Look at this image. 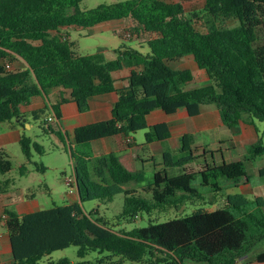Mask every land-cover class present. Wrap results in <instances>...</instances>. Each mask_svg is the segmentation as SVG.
I'll use <instances>...</instances> for the list:
<instances>
[{"label":"trees","instance_id":"obj_1","mask_svg":"<svg viewBox=\"0 0 264 264\" xmlns=\"http://www.w3.org/2000/svg\"><path fill=\"white\" fill-rule=\"evenodd\" d=\"M83 1L0 0V120L24 127L28 113L24 107L55 89L60 93L52 110L58 120L67 102L87 111L94 97L117 94L110 118L74 130L75 143L69 153L79 201L24 215L5 209L11 264H39L45 255L70 246L106 254L93 261L62 258L48 264H185L188 260L237 264L264 240L260 196L225 194V206L213 211L196 208L188 215L129 231L118 226L144 212L179 208L187 200L202 199L203 189L219 192L223 179L238 183L249 176L247 163L264 158L262 139L248 148L244 160L217 161L207 159L217 151L197 146L194 134H184L179 150L165 152L162 164L154 157L142 160L150 163L151 177L146 166L129 169L116 152L95 155L92 142L117 135L128 139L141 130H145V142L140 147L165 141L171 136L168 124L147 121L155 109L173 114L186 108L190 116H196L203 105L215 104L229 128L264 121V0H204L191 11L184 5L187 0H123L88 10L81 9ZM121 19H128L125 29L141 40V46L146 43L147 53L122 45L111 60L103 52L79 54L63 31ZM188 55L205 71L206 84L188 88L195 81L193 71L170 65ZM18 59L25 61L24 68L13 66ZM124 67L131 68L127 85L117 88L113 73ZM50 108L46 105L29 113L40 120L44 133L56 134L67 149L60 129L44 117ZM19 143L27 160L20 173H28L29 164L43 171L45 166L33 161L34 152H46L43 145L25 134ZM259 171L264 176V167ZM128 182L138 184L144 194L126 189ZM14 183L0 178V193L8 192ZM118 194H124V205L113 218L83 208L85 201L107 204ZM256 260L264 262V252Z\"/></svg>","mask_w":264,"mask_h":264},{"label":"rangeland","instance_id":"obj_2","mask_svg":"<svg viewBox=\"0 0 264 264\" xmlns=\"http://www.w3.org/2000/svg\"><path fill=\"white\" fill-rule=\"evenodd\" d=\"M119 1L123 0H84L80 7L83 10H88L102 4L116 3ZM195 2L196 3L187 2L186 8L188 11L201 7L199 0H195ZM128 23V19L112 20L89 29L63 28V31L69 34L70 39L75 43L74 49L79 54L103 52L105 58L111 60L116 58V51L122 45H128L140 49L143 53H147L149 48L146 43L141 46V40L136 37L134 33L125 29ZM198 25L200 28L204 26L203 23L200 22ZM121 34H123V36ZM172 67L180 69L188 68L193 71L195 81L189 85L188 88L199 87L208 82L205 71L202 70L200 72V70L195 68V64L180 66V63H174ZM48 113L49 110L47 109L44 117H46ZM28 118L32 126H28L26 123L25 129L19 126L21 134H25L43 145L46 152L44 154L34 152L33 161L44 165L45 169L43 171L36 170L32 164H29V172L22 175L19 168L27 161L26 157L18 142L9 141L1 146L8 154L3 150L0 153L1 162L5 169V173L2 175L0 174V178L11 179L15 182L13 188L20 190L25 195L34 194V197L44 205V209L50 208L54 204L63 205L71 201L72 198V186L68 183V178L74 177V168L70 158L69 145L66 144L67 149H64V145L55 135L43 132L40 127V120L35 122L31 115L28 116ZM256 122L258 128L257 133L264 142V121L257 120ZM49 124L59 128V120L57 117H54L53 121H50ZM135 136L138 143L145 142L144 130L137 132ZM251 145L252 143H249L246 147H237L229 150L232 152L229 154L232 158H228L227 160H244L248 156V148ZM226 148L227 147L224 146L222 150L227 156ZM97 149L101 151L98 146ZM189 166H192V164ZM262 167H264V158H259L253 165L247 163L249 176L243 177L238 183H235L233 180L223 179L221 184L223 189L219 192L209 191L208 188L203 189L202 199L193 198L192 200H187L179 208L169 207L165 211L154 210L152 213L144 212L133 222L122 223L118 226V229L129 231L136 227L147 226L150 223L164 222L172 218L188 215L192 213L194 209L201 207L213 211L225 206V194H244L249 198L260 196L264 199V176H262L259 171ZM152 171V168H148V176L151 177ZM249 182L252 187L246 189L239 185ZM124 187L128 190L137 189L140 193L144 194L142 188L134 182L125 183ZM258 189L263 190L259 191ZM124 198V194H118L112 202L107 204L99 203L97 200L85 201L83 203V208L86 212H95L96 216L106 215L113 218L122 210ZM103 254H106V252L101 253L98 250L88 249L87 247L70 246L65 249L56 250L49 255H45L39 261V264H48L51 260L57 261L62 258H68L72 262L93 261ZM193 262L192 260H188L185 264H191Z\"/></svg>","mask_w":264,"mask_h":264},{"label":"crops","instance_id":"obj_3","mask_svg":"<svg viewBox=\"0 0 264 264\" xmlns=\"http://www.w3.org/2000/svg\"><path fill=\"white\" fill-rule=\"evenodd\" d=\"M165 1L178 2L180 0ZM199 1L201 5L204 2V0ZM187 2L196 3L195 0H187L184 2L185 7ZM174 63H180V66H189L190 64H195V68L200 70L191 55L185 56L176 61H172L170 62V65L172 66ZM13 66L24 68L26 63L24 60L18 59L14 61ZM201 71L202 70H200V72ZM130 72V67H124L113 73V76L116 79L115 84L117 88L127 85V78L130 75ZM59 93L60 90L58 89L51 90L46 96L34 97L30 104L24 107V110L28 112V126H32L28 118V116H32V114L29 112L43 108L46 105L50 106L51 108L49 109V113L45 119L49 120V117H53V119L56 117L54 111L52 110V104L58 101ZM64 95L69 97L70 92L64 90ZM116 100L117 94L114 92L98 95L90 100V106L87 111H79L75 102H67L63 104L62 116L59 119V129L64 137L65 144L71 146L75 143L74 130L76 127L110 118L112 107ZM147 121L149 125L167 123L171 131V136L163 142L158 140L153 141L148 146V148L140 147V145L144 142L138 143L135 136L137 132L128 139H125L120 135L101 138L92 142L94 154L102 155L110 152H116L119 155L122 163L129 169L135 170L137 168L146 166L148 171V168H152L150 163H144L142 160L154 157L159 164H162L163 154L165 152H177L180 147V137L187 133H192L195 135V144L197 146L217 151L215 154H211L207 157L209 160L211 158H215L217 161L223 160L224 158H232L229 155L232 152L229 150L237 147H246L247 144H253L261 139L257 133V122L254 124L241 123L237 127L229 128L222 122L219 108L215 104L203 105L201 112L196 116H190L186 108H180L173 114H168L161 109H155L147 116ZM20 127L19 125L12 122L0 120V153L3 150L6 154H8L5 149L1 148V146L5 145L7 142H20L22 135ZM21 128L25 129L26 126ZM52 134L55 135L57 139L64 145V142L56 134ZM97 146L101 151H98ZM224 146L227 147V156L222 150ZM197 152L202 153L201 150ZM253 164L254 163L250 165ZM239 185L245 189L252 187L250 182ZM258 190L262 191L263 189ZM71 197V201L69 202L79 201L77 191H71ZM43 206L44 205L40 203L34 196L25 195L20 190L14 189L13 187L6 193H0V264H11L13 258L10 240L4 228L3 216L6 215L5 209L8 207L17 212L19 215H24L44 209ZM262 252H264V240L258 243L252 251L240 258L237 264H264V262H258L256 260L257 255ZM191 264L209 263L194 261Z\"/></svg>","mask_w":264,"mask_h":264},{"label":"built area","instance_id":"obj_4","mask_svg":"<svg viewBox=\"0 0 264 264\" xmlns=\"http://www.w3.org/2000/svg\"><path fill=\"white\" fill-rule=\"evenodd\" d=\"M128 35H129V34H128ZM128 35H127V36H128ZM7 66H8V67H11L10 65H7ZM49 120H50V121L53 120V117H49ZM68 183L72 186L71 191H72V192H75V191H76V179H75V175H74L73 178H68ZM3 217L6 218L7 216L4 215ZM0 236H1V234H0Z\"/></svg>","mask_w":264,"mask_h":264},{"label":"water","instance_id":"obj_5","mask_svg":"<svg viewBox=\"0 0 264 264\" xmlns=\"http://www.w3.org/2000/svg\"><path fill=\"white\" fill-rule=\"evenodd\" d=\"M23 121L25 122L26 118H24ZM26 124H27V122H26ZM76 191H77L79 199H80L81 198V196H80V188H79V185H78L77 181H76Z\"/></svg>","mask_w":264,"mask_h":264}]
</instances>
